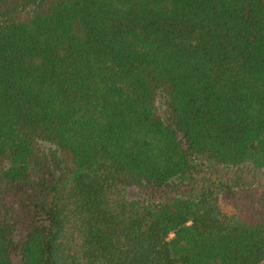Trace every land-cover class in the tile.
I'll list each match as a JSON object with an SVG mask.
<instances>
[{"label":"trees","instance_id":"trees-1","mask_svg":"<svg viewBox=\"0 0 264 264\" xmlns=\"http://www.w3.org/2000/svg\"><path fill=\"white\" fill-rule=\"evenodd\" d=\"M264 261V0H0V264Z\"/></svg>","mask_w":264,"mask_h":264},{"label":"rangeland","instance_id":"rangeland-1","mask_svg":"<svg viewBox=\"0 0 264 264\" xmlns=\"http://www.w3.org/2000/svg\"><path fill=\"white\" fill-rule=\"evenodd\" d=\"M259 264H264V261H263V262H261V263H259Z\"/></svg>","mask_w":264,"mask_h":264}]
</instances>
